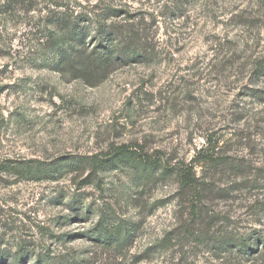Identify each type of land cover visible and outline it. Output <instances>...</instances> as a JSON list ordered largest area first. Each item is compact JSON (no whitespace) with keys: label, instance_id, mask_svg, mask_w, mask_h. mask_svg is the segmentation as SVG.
<instances>
[{"label":"rangeland","instance_id":"374dc122","mask_svg":"<svg viewBox=\"0 0 264 264\" xmlns=\"http://www.w3.org/2000/svg\"><path fill=\"white\" fill-rule=\"evenodd\" d=\"M91 4L125 12L154 55L97 86L0 57V264H264V0ZM138 157L200 162L201 214L175 177L143 187ZM97 224L120 246L93 242Z\"/></svg>","mask_w":264,"mask_h":264},{"label":"trees","instance_id":"16d2710c","mask_svg":"<svg viewBox=\"0 0 264 264\" xmlns=\"http://www.w3.org/2000/svg\"><path fill=\"white\" fill-rule=\"evenodd\" d=\"M17 12L25 17H16ZM121 14L125 12L117 7H98L92 5L91 0H0V57L7 63L43 61L62 78L97 86L116 69L149 60L154 55L142 30L121 20ZM20 26L29 32L17 39ZM17 40L26 51L23 58L15 49ZM251 73L264 77V59L256 61ZM138 158L136 171L143 187L175 177L178 195L190 216L201 214L202 199L211 189L206 180L195 173L200 162L181 164L173 169L162 161ZM111 159L128 163L133 153L120 148ZM207 160L210 166L214 165L215 160ZM16 173L23 177L39 174L38 170L24 166L17 167ZM90 233L93 242L104 246L118 247L123 238L119 228L112 230L102 224H97Z\"/></svg>","mask_w":264,"mask_h":264}]
</instances>
